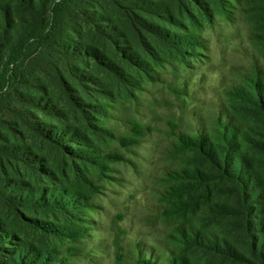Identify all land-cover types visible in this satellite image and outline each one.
Masks as SVG:
<instances>
[{
    "label": "trees",
    "instance_id": "1",
    "mask_svg": "<svg viewBox=\"0 0 264 264\" xmlns=\"http://www.w3.org/2000/svg\"><path fill=\"white\" fill-rule=\"evenodd\" d=\"M244 8L264 52V0H0V264H78L101 183L153 131L133 106L153 83L183 97ZM225 94L192 131L169 123L170 239L131 264H264V65Z\"/></svg>",
    "mask_w": 264,
    "mask_h": 264
},
{
    "label": "rangeland",
    "instance_id": "2",
    "mask_svg": "<svg viewBox=\"0 0 264 264\" xmlns=\"http://www.w3.org/2000/svg\"><path fill=\"white\" fill-rule=\"evenodd\" d=\"M252 30L245 8L231 24L218 21L210 29L202 60L192 63V72L201 74L191 76L183 97L168 84L147 85L132 112L153 131L139 147L122 149L123 160L113 164L101 183L96 208L89 213L93 229L78 264H131L136 242L159 248L169 241L171 220L160 212L167 205L161 197L168 185L164 171L182 161L175 153L169 123L192 131L196 115L211 121L227 100L226 89L239 82L255 60L264 65L263 48ZM120 255L125 260L120 261Z\"/></svg>",
    "mask_w": 264,
    "mask_h": 264
}]
</instances>
